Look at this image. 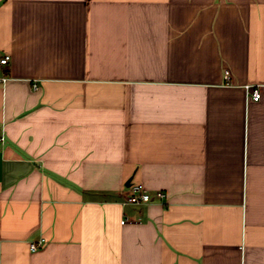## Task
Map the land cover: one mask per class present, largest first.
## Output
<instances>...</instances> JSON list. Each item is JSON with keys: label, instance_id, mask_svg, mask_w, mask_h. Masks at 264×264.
<instances>
[{"label": "crops", "instance_id": "obj_1", "mask_svg": "<svg viewBox=\"0 0 264 264\" xmlns=\"http://www.w3.org/2000/svg\"><path fill=\"white\" fill-rule=\"evenodd\" d=\"M5 53L0 264H264V0H0Z\"/></svg>", "mask_w": 264, "mask_h": 264}, {"label": "built area", "instance_id": "obj_2", "mask_svg": "<svg viewBox=\"0 0 264 264\" xmlns=\"http://www.w3.org/2000/svg\"><path fill=\"white\" fill-rule=\"evenodd\" d=\"M11 58V55L9 53H5L0 56V66L6 64ZM225 79H229L230 77V70L226 69L224 73ZM6 79V76H0V81H4ZM35 87H37V84H34ZM251 95L254 100H259L261 98V91L259 87H252L251 88ZM6 136L4 134H0V146H2L5 143ZM130 193L127 194V196L124 199V203H135V204H141V203H148L155 199H162L165 196V192L162 190H157L155 192H150L141 183L138 182H132L130 184ZM125 221V219L123 220ZM45 239L42 238L40 240L32 241L31 242V249L36 250L40 246L43 245Z\"/></svg>", "mask_w": 264, "mask_h": 264}, {"label": "water", "instance_id": "obj_3", "mask_svg": "<svg viewBox=\"0 0 264 264\" xmlns=\"http://www.w3.org/2000/svg\"><path fill=\"white\" fill-rule=\"evenodd\" d=\"M131 181H132V177H130L128 180H127V182H126V184H131Z\"/></svg>", "mask_w": 264, "mask_h": 264}]
</instances>
